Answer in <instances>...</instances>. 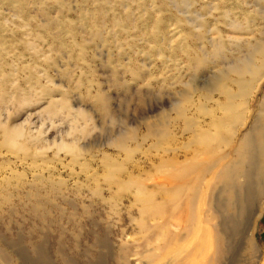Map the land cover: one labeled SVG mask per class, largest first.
Listing matches in <instances>:
<instances>
[{
    "label": "rangeland",
    "instance_id": "rangeland-1",
    "mask_svg": "<svg viewBox=\"0 0 264 264\" xmlns=\"http://www.w3.org/2000/svg\"><path fill=\"white\" fill-rule=\"evenodd\" d=\"M263 74L264 0H0V264H199L200 235L149 204L191 192L173 184L197 174L208 123L249 96L237 147ZM257 202L221 264H264Z\"/></svg>",
    "mask_w": 264,
    "mask_h": 264
},
{
    "label": "bare ground",
    "instance_id": "bare-ground-1",
    "mask_svg": "<svg viewBox=\"0 0 264 264\" xmlns=\"http://www.w3.org/2000/svg\"><path fill=\"white\" fill-rule=\"evenodd\" d=\"M263 78L264 74L257 81ZM240 84L244 87L242 93L251 96L252 93H248L249 86L246 82L241 81ZM254 88L256 89V87ZM233 96L231 95L229 99ZM248 97L246 96L241 103H227L228 105L223 108L224 113L214 115L208 123L210 128L215 130L212 138L206 142L204 140L209 145L208 149L201 160L194 157L195 160L189 166L199 167L193 172H197V174H188L182 179V183L173 184L174 188L186 187L190 188L191 192L184 197L171 196L163 198L161 202H150L149 204L157 213L167 210V213L172 215L180 214L178 224H172L175 228L180 225L183 227L182 231H175L179 238L192 231L200 235L199 264H221L229 253H232L235 260H238L239 249L243 248L244 243L247 246L250 244L252 219L258 212L257 201L264 198V95L260 99L259 110L255 114L249 130L237 147L231 148L239 128L247 123L248 114L251 111ZM227 101L229 102V100ZM204 132L206 131H200V136H207ZM209 136L211 137V135ZM175 179L180 180V177ZM198 188L202 192L198 191ZM157 218L162 221L153 227L149 234L150 238L158 235L160 226L168 224L165 215L161 214ZM108 233L107 230H104L101 235L95 233L96 244L108 247L106 244L108 242L105 241ZM157 238L159 239V236ZM148 243L133 241L132 247H135L136 250H133L132 255H139L141 258L144 256L141 250L146 246L148 251L155 254L158 246ZM107 249L109 250V248ZM250 253L253 256V252ZM189 255L191 256V253ZM196 258L193 257L194 260H197ZM105 261L103 252L90 264H107Z\"/></svg>",
    "mask_w": 264,
    "mask_h": 264
}]
</instances>
